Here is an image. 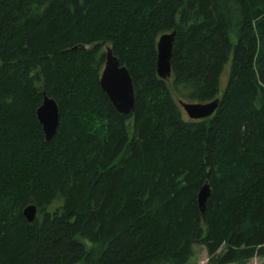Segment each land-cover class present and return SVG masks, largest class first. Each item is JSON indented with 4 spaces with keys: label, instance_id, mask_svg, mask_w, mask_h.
<instances>
[{
    "label": "trees",
    "instance_id": "obj_1",
    "mask_svg": "<svg viewBox=\"0 0 264 264\" xmlns=\"http://www.w3.org/2000/svg\"><path fill=\"white\" fill-rule=\"evenodd\" d=\"M106 48L127 114L98 82ZM215 98L202 119L178 104ZM197 245L206 264L264 257V0H0V264H189Z\"/></svg>",
    "mask_w": 264,
    "mask_h": 264
},
{
    "label": "water",
    "instance_id": "obj_2",
    "mask_svg": "<svg viewBox=\"0 0 264 264\" xmlns=\"http://www.w3.org/2000/svg\"><path fill=\"white\" fill-rule=\"evenodd\" d=\"M175 30L164 33L156 40V72L161 79L171 76L170 58L173 46ZM77 46H75L76 48ZM112 50L106 48L105 63L98 80L101 89L107 94L108 99L115 109L121 114H127L134 109V88L129 70L121 65L118 58L112 55ZM42 102L35 109L38 123L42 126L45 141H50L57 132L59 125V111L54 98L49 97L45 91L42 92ZM218 98L208 102H184L178 104L190 119H202L210 116L218 105ZM210 188L204 183L197 192V203L200 212L204 211L206 199L210 194ZM37 207L33 204L27 205L22 211L28 222L36 217Z\"/></svg>",
    "mask_w": 264,
    "mask_h": 264
},
{
    "label": "rangeland",
    "instance_id": "obj_3",
    "mask_svg": "<svg viewBox=\"0 0 264 264\" xmlns=\"http://www.w3.org/2000/svg\"><path fill=\"white\" fill-rule=\"evenodd\" d=\"M226 79H227V76H226V73L224 72V73L221 75V83H222V84H225ZM181 108H182V107H181ZM182 111L184 112V114H186L185 111H184L183 109H182ZM186 115H187V114H186ZM196 249H197V254H198V257H199V258L196 260L195 263L192 262V264H206L207 257H206V251H205L204 247H203V246H199V245H197V246H196ZM260 258H264V257H260ZM252 259H253V258H252ZM252 259L249 260L247 264H251Z\"/></svg>",
    "mask_w": 264,
    "mask_h": 264
},
{
    "label": "clouds",
    "instance_id": "obj_4",
    "mask_svg": "<svg viewBox=\"0 0 264 264\" xmlns=\"http://www.w3.org/2000/svg\"><path fill=\"white\" fill-rule=\"evenodd\" d=\"M199 257H198V254L191 257L190 258V262L189 264H192L193 261L197 260ZM251 264H264V258H260V257H253L252 261H251Z\"/></svg>",
    "mask_w": 264,
    "mask_h": 264
}]
</instances>
